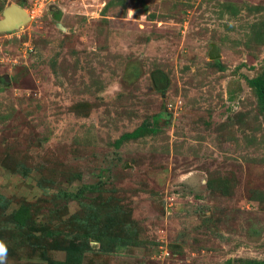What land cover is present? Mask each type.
I'll list each match as a JSON object with an SVG mask.
<instances>
[{
	"label": "rangeland",
	"instance_id": "1",
	"mask_svg": "<svg viewBox=\"0 0 264 264\" xmlns=\"http://www.w3.org/2000/svg\"><path fill=\"white\" fill-rule=\"evenodd\" d=\"M14 3L5 264L263 262L264 0H0V19Z\"/></svg>",
	"mask_w": 264,
	"mask_h": 264
},
{
	"label": "water",
	"instance_id": "2",
	"mask_svg": "<svg viewBox=\"0 0 264 264\" xmlns=\"http://www.w3.org/2000/svg\"><path fill=\"white\" fill-rule=\"evenodd\" d=\"M13 8H17L19 11L21 12H24L25 9L18 5V4H12L8 7H6V9L4 10V16L3 18L0 19V30H6V29H10V28H13V27H16V26H19L21 24H23L24 22H26L24 20V17L22 16L21 18H18L17 19V24H10L8 21H9V18H10V14H11V10ZM30 18V17H29ZM219 56V53L218 51L215 49L212 53H211V57L213 58H216ZM8 79V78H7ZM9 80V79H8Z\"/></svg>",
	"mask_w": 264,
	"mask_h": 264
},
{
	"label": "trees",
	"instance_id": "3",
	"mask_svg": "<svg viewBox=\"0 0 264 264\" xmlns=\"http://www.w3.org/2000/svg\"><path fill=\"white\" fill-rule=\"evenodd\" d=\"M158 79V77H157ZM250 85L253 86L255 89H256V92H257V96H258V99L260 101V104L262 105V109L264 111V75L263 76H258V77H255L253 79L250 80ZM137 138L139 137V135L137 134V132L135 133H130L128 134L127 136H124L123 137V140L126 139V138ZM90 188H94V186H88ZM51 234H53L52 230L51 231H47L46 233V237L47 238H50L51 237ZM259 264H264V261L263 262H260Z\"/></svg>",
	"mask_w": 264,
	"mask_h": 264
},
{
	"label": "bare ground",
	"instance_id": "4",
	"mask_svg": "<svg viewBox=\"0 0 264 264\" xmlns=\"http://www.w3.org/2000/svg\"><path fill=\"white\" fill-rule=\"evenodd\" d=\"M25 9V8H24ZM24 17V20L27 21L29 19V14L27 10L25 9L24 12L19 11L17 8H13L11 10L10 18H9V23L10 24H17V19Z\"/></svg>",
	"mask_w": 264,
	"mask_h": 264
},
{
	"label": "clouds",
	"instance_id": "5",
	"mask_svg": "<svg viewBox=\"0 0 264 264\" xmlns=\"http://www.w3.org/2000/svg\"><path fill=\"white\" fill-rule=\"evenodd\" d=\"M7 257V247L3 242H0V264H5Z\"/></svg>",
	"mask_w": 264,
	"mask_h": 264
}]
</instances>
